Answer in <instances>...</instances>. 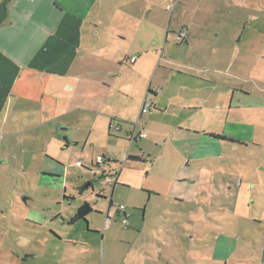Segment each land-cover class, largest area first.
I'll use <instances>...</instances> for the list:
<instances>
[{"label":"rangeland","instance_id":"1","mask_svg":"<svg viewBox=\"0 0 264 264\" xmlns=\"http://www.w3.org/2000/svg\"><path fill=\"white\" fill-rule=\"evenodd\" d=\"M184 48L174 38L162 47L167 97L186 94L176 75L193 59ZM111 78L112 88L92 94L81 79L68 114L30 118L19 136L1 139L0 264H264V77L229 78L226 102L203 110L151 107L135 142L114 136L125 139L139 120L141 76ZM106 120H123V131L109 136L99 126ZM228 126L252 127L254 138L214 134ZM204 132L224 141L205 144ZM83 202L92 211L75 219Z\"/></svg>","mask_w":264,"mask_h":264},{"label":"crops","instance_id":"2","mask_svg":"<svg viewBox=\"0 0 264 264\" xmlns=\"http://www.w3.org/2000/svg\"><path fill=\"white\" fill-rule=\"evenodd\" d=\"M198 1L0 0V142L19 136L18 125L30 118L55 120L68 114L83 78L91 80L83 94H92L102 83L112 88L111 77L128 70L141 76L143 101L151 99L159 108L169 101L203 110L214 101L226 102L229 78L264 77V0ZM171 4L173 9L168 8ZM182 28L184 51L193 55L176 74L186 82V94L167 97L168 83L162 89V77L167 76L162 47ZM90 99L91 104L101 101ZM84 104L79 109L93 112ZM49 111L50 117H45ZM147 114L150 110L141 119ZM111 123L99 122L109 136ZM115 123L118 134L125 122ZM237 129L228 126L214 134L243 141L254 138L252 127ZM129 131H124L125 139L114 137L128 141ZM200 137L205 144L224 141L205 132Z\"/></svg>","mask_w":264,"mask_h":264},{"label":"built area","instance_id":"3","mask_svg":"<svg viewBox=\"0 0 264 264\" xmlns=\"http://www.w3.org/2000/svg\"><path fill=\"white\" fill-rule=\"evenodd\" d=\"M173 38L177 43H184V41L186 40V29L182 28L181 30H179L177 33L174 34ZM134 60H135V57H132L130 59L131 62H134ZM158 91H160L159 88H158ZM152 106L153 105H152L151 99L145 98L143 103H142V108H141V112L139 115V120L135 124H132V129L128 132L127 139L129 142H131V141L135 142V141L140 140L141 138L145 137L146 130L144 128L139 130V125L141 123L142 115L148 113V111L150 110V108ZM119 130H120V127L118 124H116L115 122H112L110 124V131L118 132ZM99 161H100L101 165L109 162L106 158H100ZM77 165L81 166L82 164L80 162H77ZM107 178H108V181L110 184H115L116 180H117V175H110ZM124 209L125 208L123 205L118 206V211H124Z\"/></svg>","mask_w":264,"mask_h":264},{"label":"trees","instance_id":"4","mask_svg":"<svg viewBox=\"0 0 264 264\" xmlns=\"http://www.w3.org/2000/svg\"><path fill=\"white\" fill-rule=\"evenodd\" d=\"M150 92V91H149ZM110 130V128H109ZM218 138H223V136H217ZM98 167V166H97ZM92 211L91 206L88 202H83L78 208H77V219H85L86 216L89 215V213Z\"/></svg>","mask_w":264,"mask_h":264},{"label":"water","instance_id":"5","mask_svg":"<svg viewBox=\"0 0 264 264\" xmlns=\"http://www.w3.org/2000/svg\"><path fill=\"white\" fill-rule=\"evenodd\" d=\"M75 219H77V217Z\"/></svg>","mask_w":264,"mask_h":264}]
</instances>
